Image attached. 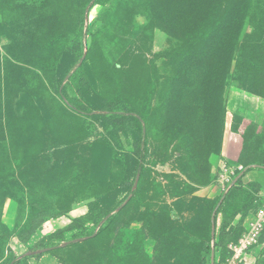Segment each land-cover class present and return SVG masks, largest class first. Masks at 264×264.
<instances>
[{
	"label": "rangeland",
	"instance_id": "374dc122",
	"mask_svg": "<svg viewBox=\"0 0 264 264\" xmlns=\"http://www.w3.org/2000/svg\"><path fill=\"white\" fill-rule=\"evenodd\" d=\"M244 38L264 55V0H0V264H200L214 222L242 230L248 198L216 199L222 178L264 185V57Z\"/></svg>",
	"mask_w": 264,
	"mask_h": 264
},
{
	"label": "trees",
	"instance_id": "16d2710c",
	"mask_svg": "<svg viewBox=\"0 0 264 264\" xmlns=\"http://www.w3.org/2000/svg\"><path fill=\"white\" fill-rule=\"evenodd\" d=\"M232 22H233V27L231 26V31L235 35L233 38H234V45H236L237 41L239 40L240 35H241L242 30L240 28L242 25V21H241V18L239 17L238 21H237V19H235ZM234 27L236 28L237 32L234 31ZM252 42L253 43H251L248 39L244 38L243 45L242 44L239 45L240 49H241V53H242L241 57L244 56L246 51L247 52L250 51L251 54H253L252 60L257 62V60H262L264 55L259 54L262 52L260 50L261 48H260L259 41H256V42L252 41ZM232 47H233L232 48V51H233V49L235 47L234 46H232ZM234 51H235V49H234ZM101 110H103V109H101ZM129 114H130L129 110L125 109V114L118 116V117H114L112 119V122L115 125V127H117L121 131L132 130V129L136 130L134 141H133V152L132 153L136 157L135 159L138 162L137 168H140L141 164L139 161L141 159L143 143L145 141V133L142 129L140 119L133 118ZM260 187H261L260 185L254 184L250 190H246V189H244V190H242V189L231 190V189H229L227 192L222 193L217 197L216 203H218L219 207H222L227 202L228 199H233V200L238 199V202H239L241 197L242 198L246 197L249 200L248 201L249 205H246V208H248V206H250V205H252V207H254L255 195L258 192V190L260 189ZM99 206H100V201H98V200L90 201L87 204L88 210H87V213L85 214V218L90 217L92 212H94V210ZM243 209L241 211H243ZM220 213L221 212L218 211L217 215ZM66 214H68V211L55 214V215H53V217L59 218V217L66 215ZM46 220H47V217L45 216V213L43 211H39L34 218L30 219L27 222L26 230L21 231L16 235L17 240L22 245H26L30 241V239L33 237L35 230L38 229L40 226H42ZM77 226H78V220L77 219L71 220V222L68 225L55 230L52 234L49 235L48 238L53 239V240H57L59 242H64L65 241V234L73 231ZM209 228H210L209 229V237H208V241H207V244L205 246L204 254L202 256L200 264H207L208 263V257H209L210 251H211V248H210V245L212 242L211 233H212L213 228H214V233H215L214 237H213L214 251L217 254V256L220 257V259H223L228 255L227 245L231 242H235L239 238V236L242 232L241 229H239L238 231L235 232V229L232 227L230 220L225 219L224 217L221 220L220 225L216 226L215 222H214V224ZM263 233H264V231H263ZM261 238L262 237H260L259 241H261ZM45 254H50V252L47 251ZM57 260H58V263L61 264L60 259L57 258Z\"/></svg>",
	"mask_w": 264,
	"mask_h": 264
},
{
	"label": "built area",
	"instance_id": "2783aa9c",
	"mask_svg": "<svg viewBox=\"0 0 264 264\" xmlns=\"http://www.w3.org/2000/svg\"><path fill=\"white\" fill-rule=\"evenodd\" d=\"M225 181V183H223ZM222 192H227L230 183L229 179L220 181ZM264 231V185L260 187L255 195L254 207L249 212L248 220L242 225V232L235 242L227 245L228 255L220 259L214 251L213 237L214 228L212 229L210 245L211 251L207 264H245L247 258L251 257V251L259 243V239Z\"/></svg>",
	"mask_w": 264,
	"mask_h": 264
},
{
	"label": "crops",
	"instance_id": "0c3cea01",
	"mask_svg": "<svg viewBox=\"0 0 264 264\" xmlns=\"http://www.w3.org/2000/svg\"><path fill=\"white\" fill-rule=\"evenodd\" d=\"M38 264H59L58 260L51 254H44L41 256Z\"/></svg>",
	"mask_w": 264,
	"mask_h": 264
}]
</instances>
